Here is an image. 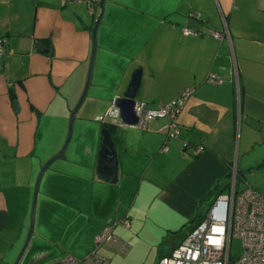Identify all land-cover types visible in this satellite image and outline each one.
Listing matches in <instances>:
<instances>
[{"label": "crops", "instance_id": "1", "mask_svg": "<svg viewBox=\"0 0 264 264\" xmlns=\"http://www.w3.org/2000/svg\"><path fill=\"white\" fill-rule=\"evenodd\" d=\"M0 3L7 42L0 62V264H12L29 231L24 219L36 174L63 147L84 91L99 10L91 16L63 0ZM137 69L135 101L148 108L193 89L177 117V138L168 137L166 118L142 129L107 123L108 108ZM211 74L221 83H208ZM103 129L116 151V183L97 177ZM57 162L40 184V227L46 230L45 216L66 199H87L102 214L101 224L90 227L89 220L61 250L77 258L105 227L124 246L104 247L109 253L129 255L140 244L170 253L186 237L179 235L184 227L194 229L218 196L230 195L233 173L236 193L250 187L264 197V0H105L91 82ZM31 237L26 256L44 264L56 251L41 232Z\"/></svg>", "mask_w": 264, "mask_h": 264}, {"label": "built area", "instance_id": "2", "mask_svg": "<svg viewBox=\"0 0 264 264\" xmlns=\"http://www.w3.org/2000/svg\"><path fill=\"white\" fill-rule=\"evenodd\" d=\"M66 4H85L88 13L93 16L99 10L100 0H63ZM184 35L197 36L189 29ZM213 37L221 38V34L212 32ZM6 39L0 36V62L6 51ZM207 82L220 84L221 80L214 74L209 75ZM193 94V89L187 88L179 96L160 108L151 109L146 104L136 102L134 114L137 124L131 127L146 128L154 119L168 120L165 130L169 138H177L179 128L177 117L185 102ZM107 123L122 126L119 109L115 101L106 112ZM163 152L167 148L162 149ZM201 153L195 149L194 154ZM119 223L129 228V221L121 219ZM235 237L241 241L242 253L238 257L230 255V241ZM124 246L113 235L112 227H105L94 239L92 250L82 258L71 255L60 260H52L44 264H109L108 259L98 251L102 247ZM158 264H264V197L254 192L250 187L235 192V173L232 175L230 195H220L212 203L205 218L192 229L183 241L168 255L160 258Z\"/></svg>", "mask_w": 264, "mask_h": 264}, {"label": "rangeland", "instance_id": "3", "mask_svg": "<svg viewBox=\"0 0 264 264\" xmlns=\"http://www.w3.org/2000/svg\"><path fill=\"white\" fill-rule=\"evenodd\" d=\"M81 8L87 12V8L85 4H82ZM3 6L0 3V12H2ZM64 143V142H63ZM62 143V145H63ZM62 147V146H61ZM61 147L53 154L51 157L56 155ZM49 157L44 164L51 158ZM55 160L49 168L53 167L55 168L56 165H58L59 162ZM40 170V169H39ZM39 173V171H38ZM35 177V181L37 178V175ZM230 193V188L227 189L226 194ZM87 199H66V205L62 206L61 208H52L49 213H47V216H45V221H46V230H44L42 227H40L41 222V210L40 207L37 206L36 209V215H35V222H34V233L36 232H41L44 235L45 243H47L53 250H55V254L52 257H47L41 262H47V261H52V260H60L68 256L69 252L66 251L65 253H61L62 251H65L66 245H70L78 236V231L82 229L84 225L90 220V227H95L98 224H101V218L102 214L100 211L97 210V205L95 204H90V201H87ZM78 201L80 202V205H78ZM119 206V200H115V209L114 211L116 212L118 210ZM82 210V212L80 211ZM59 212V213H58ZM30 214H31V209L28 208L26 209V216H25V226L29 227V222H30ZM55 214H57V218H55ZM115 214V213H114ZM206 216V212H205ZM116 214L113 217V220H116ZM197 217V214L195 215ZM109 223V221H107ZM105 223V224H107ZM189 224H187L188 226ZM191 225V224H190ZM104 226V225H103ZM191 231V227H184L182 229V232L179 234L180 237L183 239L186 234H188ZM180 232V231H179ZM28 233V228L27 231L25 232L24 238L22 245L20 246L19 251L21 250L24 241L26 239ZM32 235V236H33ZM82 235H86L83 233ZM32 238V237H31ZM31 241V240H30ZM29 241V244H30ZM94 242V241H93ZM29 246L21 259L19 264H31V259L27 258L26 253L29 250ZM93 246L90 248L92 250ZM102 248H99L98 253L101 254L102 256H105L106 259H108L109 264H158L159 260L161 257L168 255L169 253L165 252L166 247L163 245L159 244L158 246H152V247H147L144 246L143 244L136 245L134 248V251L130 253L129 255H120L116 252H108L105 251ZM64 249V250H63ZM165 252V253H164ZM17 253V255H18ZM242 253V244L241 241L235 237L231 238L230 241V255L232 257H238ZM61 254V255H60ZM16 255V257H17ZM30 256V255H29ZM72 256V255H71ZM15 257V258H16ZM15 260V259H14ZM14 262V261H13ZM40 262V263H41ZM13 264V263H12Z\"/></svg>", "mask_w": 264, "mask_h": 264}, {"label": "water", "instance_id": "4", "mask_svg": "<svg viewBox=\"0 0 264 264\" xmlns=\"http://www.w3.org/2000/svg\"><path fill=\"white\" fill-rule=\"evenodd\" d=\"M105 0H100L99 2V13L98 16L94 22L92 32H91V54H90V62H89V69H88V75L84 87V91L75 106V108L72 110L70 119H69V125H68V133L66 140L64 142L63 147L61 150L54 155L51 159H49L45 165L41 168L40 172L37 175L36 181H35V186H34V192H33V198H32V205H31V214H30V224H29V231L28 235L26 237V240L24 242V245L17 256L15 262L13 264H19L21 259L23 258L28 245L29 241L31 239V236L33 234V229H34V221H35V214H36V208H37V199H38V193H39V188L40 184L42 181V178L49 168V166L58 158H60L63 153L65 152L68 143L71 138L72 134V126H73V120L74 117L77 113V110L81 106V104L84 101V98L86 96L88 87L91 82L92 78V71H93V65H94V60H95V55H96V50H97V30L99 27V24L102 20L103 17V4ZM36 51H43L45 53H48L50 56L52 55V49L50 47H44L40 44L36 45ZM140 80H141V70L137 69L134 71V73L131 76L130 83L124 92L123 96L121 98H118L115 101V106L117 109H119L120 112V119L122 123L126 126H134L137 124V118L134 114V106L136 103V97L138 93V89L140 86ZM15 110L17 111V103H14ZM98 166L96 168L97 172V177L100 180H103L108 183H116L117 181V158H116V151L114 149V143L111 139V136L109 134V131L107 129L102 130V144L101 148L99 151V158H98Z\"/></svg>", "mask_w": 264, "mask_h": 264}]
</instances>
